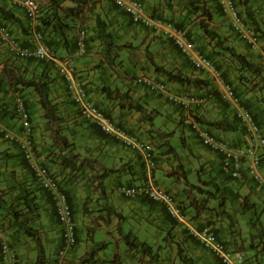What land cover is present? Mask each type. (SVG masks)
Masks as SVG:
<instances>
[{
  "label": "crops",
  "instance_id": "crops-1",
  "mask_svg": "<svg viewBox=\"0 0 264 264\" xmlns=\"http://www.w3.org/2000/svg\"><path fill=\"white\" fill-rule=\"evenodd\" d=\"M87 1L88 5H84L80 19L64 18L74 28L65 30L63 35L52 33L47 38L52 43L55 56L73 64L76 79L86 88L92 102L104 109L123 129L124 134L154 145L158 153V163L155 168L148 169L140 153L125 147L119 138L102 132L95 124L84 120L57 71L55 61L10 56L11 60H15L14 70L25 79L38 80L41 77L43 81H50L48 96L51 103L56 105V120L50 119L46 107L40 103L39 93L34 88L23 87L18 92L25 96L30 110L34 155L58 176L61 188L68 195L73 207L79 242L68 250L67 264H183L184 260L178 255L175 256L177 247L188 250L196 264H221L197 238V232L204 228L213 229L228 247L241 248L247 264H264V239L262 243L253 241L252 244V240L250 242L248 237L243 236L244 230L241 226L242 213L255 208L262 201L264 193L247 176L233 180L224 174L220 166L221 155L197 141L190 128V114L194 111L204 120H230L236 124V130L210 128L219 138L230 144L244 143L248 136L245 129L235 122L233 105L221 101L215 91L216 81L206 73L196 70L189 59L158 31L133 24L129 16L118 7L116 0ZM142 1L148 13L180 23L196 42L197 50L212 55L222 68L224 77L241 91L244 106L255 112L264 128V95L249 82L240 81L236 62L227 52L214 47L213 42L203 34L199 26L203 16L199 11L188 9L189 0ZM202 2L211 12L210 25L221 35L224 43L233 46L236 51L263 67L264 38L258 47L251 48L233 32L229 21L221 14L216 0ZM248 4L257 26L264 31V3L262 0H248ZM62 5L70 7L76 3L74 0H66ZM89 6L91 9L87 10ZM1 9L9 10L13 14V19L2 18L13 35L21 43L31 44L33 34L28 28L23 10L12 6L8 0H0V16ZM96 15L107 22V29L113 35L115 46L108 48L101 38L93 35ZM81 26L88 27L90 37L85 55L76 54V37ZM126 61L130 65L127 66ZM154 64L189 77L203 79L207 83L206 86L197 88L170 81L169 89L174 94L181 97H195L210 91L215 94L208 97L198 108L192 104L188 106L171 102L164 94L151 92L146 85L139 82L142 75L167 79L163 72L154 68ZM4 66L8 69L11 64L9 61L0 64V68ZM119 67L122 71L118 70ZM103 86L118 89L121 93L127 92L128 97L141 103L147 112L152 111V121L137 110L122 108L121 103H126L127 100L124 99L127 97H106L102 91ZM14 94L6 80H3L0 85V121L20 138L25 135V125L11 111ZM162 115L166 116L165 121L171 122L160 120L159 116ZM173 124L175 128H181V139L188 149L182 154L173 146V150L168 149L169 137L174 131L170 132ZM169 132V135L166 134ZM58 135L66 137L68 147L62 146L57 139ZM68 152L78 155L82 160H63V157L73 156L68 155ZM0 159L4 161V165H0V190L15 186L19 182L29 190H37L45 225L51 218L56 221L49 195L42 190L28 168L17 140L8 141L0 136ZM178 162L183 164L188 182L169 176ZM193 165L200 167L197 182L189 180L190 172L186 170ZM139 182L152 183L177 194L186 207L187 221L177 222L171 219L162 205L149 199L126 200L117 190L120 183ZM215 184L232 188V191H219L223 194L218 205L211 202L213 197H207L205 192L208 189L213 190ZM192 185H199L204 191L198 192ZM10 193L15 194L16 190L13 189ZM243 202L251 204L252 207L247 209ZM6 220L8 218H0V237L6 234L5 238L14 242L20 255V264H26L28 259L23 248L25 240L10 236L11 230L7 228ZM260 223L264 232L263 224ZM253 231L254 228H251V232ZM127 232L151 245L153 253L147 255L129 249L123 238V234ZM54 244L57 248L60 247V236L57 244L56 241ZM27 246L34 260L36 249L29 243ZM171 247H175L173 252ZM85 254V259H81ZM50 261L54 264L55 253L51 255Z\"/></svg>",
  "mask_w": 264,
  "mask_h": 264
},
{
  "label": "built area",
  "instance_id": "built-area-1",
  "mask_svg": "<svg viewBox=\"0 0 264 264\" xmlns=\"http://www.w3.org/2000/svg\"><path fill=\"white\" fill-rule=\"evenodd\" d=\"M12 5L21 8L27 17L28 23L34 32V43L32 45L21 44L11 33L10 29L0 22V40L8 50L20 58L54 59L51 46L48 44L43 33L36 30L39 24L40 5L38 0H9ZM222 12L228 17L231 26L239 38L250 47H257L260 38L251 26H249L238 10L234 0H216ZM264 2V0H263ZM117 5L122 8L131 18L132 22L148 26L159 31L164 37L173 41L180 52L191 59L192 64L199 70L210 73L219 83V93L222 100L231 103L235 107L236 118L244 125L248 132L245 143L234 145L209 132L205 127L194 122L192 127L199 137L201 143L221 155L220 166L225 174L232 179H243L247 176L262 192H264V130L256 121L251 109L241 105V98L233 85L226 82L220 69L204 53L196 50V45L186 31L174 22L152 18L147 14L140 0H116ZM88 32L85 28L79 30L77 36V55H83L87 50ZM57 70L66 83L73 102L77 105L80 115L95 123L103 132L115 136L129 149L139 152L145 166L152 169L157 165V156L153 146L141 139H135L124 134L123 129L117 125L101 108L95 105L87 90L75 77V68L71 62L59 61ZM139 82L153 92L166 93L168 100L179 102L184 105L193 103L200 105L205 98L181 97L168 92L167 84L161 80L142 76ZM13 114L23 121L25 125V136L19 138L21 151L35 172L41 185L54 194L55 214L64 231L65 246L58 251L56 264H64L66 248L76 244V228L73 219L72 208L64 193L58 192V180L50 174L46 166L40 165L34 159L32 141V125L30 113L27 109L24 97L21 94L14 96L12 106ZM0 134L7 139H15L16 136L0 123ZM119 193L126 199L147 198L165 207L167 213L175 220L185 222L186 214L182 205L174 193L160 188L152 183H123L118 186ZM3 234V233H2ZM202 244L209 249L222 264H247L244 253L238 248L228 247L215 231L204 228L197 232ZM18 253L11 242L0 237V264H18Z\"/></svg>",
  "mask_w": 264,
  "mask_h": 264
},
{
  "label": "trees",
  "instance_id": "trees-1",
  "mask_svg": "<svg viewBox=\"0 0 264 264\" xmlns=\"http://www.w3.org/2000/svg\"><path fill=\"white\" fill-rule=\"evenodd\" d=\"M64 1L66 0H49V3L47 4V6H45V11H42V15H41L42 27L44 29L50 28L49 30L50 34L59 33L63 35L65 30L74 28L75 26L72 25L70 21L66 22L64 18L75 19L79 17L80 19L81 15L84 12V5L86 4L88 5L87 0H74L76 5L70 7H64L62 5ZM238 4L240 8L239 10L240 14L244 17L245 21L248 22L253 28H255L257 32H260L261 36H264V31H262L257 26L256 19L253 16L251 8L248 4V0H238ZM241 6H243V8ZM89 9H91V6L87 7V10ZM188 9L194 12L199 11L200 14L203 16V18L199 21V26L203 34L210 40V42H213L214 47H218L220 50L227 52L230 55V57L236 62L238 78L240 79V81L244 80L249 82L253 88H257L264 95V71H263L264 68L252 62L250 59L247 58L246 55L236 51V49L233 46L224 43V39L221 37V35L210 25L209 22L212 18L211 12L204 5L202 0H189ZM1 17L7 19H13V14L9 10L1 9ZM94 21H95V29H92L93 35L95 34L98 38H101L108 48H110L111 46H115V43L113 41V35L111 34L110 31H108L107 22L105 21V19L99 15H96L94 17ZM175 25L181 26L180 23H176V22ZM201 52L206 53L205 51L202 50ZM206 55L210 58L212 57L210 53H206ZM14 68L15 66L11 64L10 68L6 69V71L4 70L5 72H2L3 74L2 76H0V85L3 80H6L8 87L13 91V93H17L20 89H23V87L34 88L39 93L40 103L44 107H46L50 119L53 120L57 119L58 117L55 115L56 105L51 103V100L49 99L48 96V92H49L48 82L50 81H43V78L41 77L38 80L25 79L21 74L15 71ZM154 68L157 71L163 72L166 75L168 81H174L183 85L184 84L192 85L193 87H197V88H202L207 85L206 81L203 79L189 77L187 75L182 74L181 72L166 69L160 65L154 64ZM256 77L260 79L259 83L257 82L252 83V78H256ZM102 91L106 95V97L113 96L115 98H120V99L127 97L126 99H124L127 100L126 103L125 102L121 103L122 108L127 107L128 109L137 110L141 112L143 115H145L146 118L149 119V121H152V119L154 118V114L152 113V111L147 112L146 108L141 103H139L133 98H129L127 92L121 93L118 89H111L110 87L107 86H103ZM212 92L213 94H215L214 91ZM239 92L241 91L239 90ZM194 117L196 118L197 121L202 123L207 128V130L212 134L215 133L211 130V128L221 129L225 131L226 130L233 131L237 129L236 124L230 120H226V119L204 120L202 119V117L198 116L197 114H194ZM235 122L241 125L236 117H235ZM57 139L64 146L69 145L65 136L58 135ZM168 149L170 151L173 150L172 145L169 144ZM71 158H75V157L67 156L64 157L63 160L71 161ZM169 176H173L176 180H183L184 182H188L187 174L185 172L184 166L180 162L176 163L174 168L169 173ZM36 180L38 181L39 184H41L37 178ZM192 186H194L198 190V192L204 191L199 185L197 187L196 185H192ZM40 187L49 195V199L52 202L49 191H46L42 186ZM13 189L16 190L15 194L10 193V191ZM227 190L232 191V188L229 186L220 187L219 185L215 184L213 190L208 189L205 190V192L207 197L217 198L220 197L221 194H223V192H219V191H227ZM184 209H186V207H184ZM52 211H53V215L55 216L54 209H52ZM42 212H43V208L39 200V194H37V190H29L27 186L24 187L23 183L20 182L17 183L15 186H7L6 188L0 190V214H3V219L8 218V220H6L7 228L11 230V234H14L15 237L16 236L18 237L19 234H22L32 239L36 244L37 254L35 256L34 264L47 263L46 252L41 239L40 230L38 227V225H40L43 220V218H41L43 217ZM251 223L253 224L254 228H256L257 230L256 234L260 236V241H262L261 239H263L262 237L264 235V232L259 219L257 218L256 224L255 222H253V220ZM256 234L253 233L251 234L252 244L254 241L253 238ZM123 238L125 244L131 250L147 255L152 254L154 251L151 245L147 244L144 241L139 240L138 237L132 234L131 232H127L123 234ZM181 258L184 261L187 260L188 263L191 264L190 258H185L184 255H182Z\"/></svg>",
  "mask_w": 264,
  "mask_h": 264
},
{
  "label": "rangeland",
  "instance_id": "rangeland-1",
  "mask_svg": "<svg viewBox=\"0 0 264 264\" xmlns=\"http://www.w3.org/2000/svg\"><path fill=\"white\" fill-rule=\"evenodd\" d=\"M41 2V6H42V11H45V6H47V4L49 3V0H40ZM1 17V16H0ZM262 33V32H261ZM8 54V55H5V54ZM11 55L8 53V49L6 47L5 44H3L0 40V64H4L6 62L9 61L10 64H13L15 63V60H11L10 57ZM126 65H130L127 61H126ZM6 68L7 67H1L0 68V76H2V72H5L6 71ZM5 70V71H4ZM119 71H122L121 67H119L118 69ZM264 71V70H263ZM260 79L259 78H252V83L253 82H257L259 83ZM20 93V92H18ZM264 97V96H262ZM13 104V103H12ZM28 109V108H27ZM29 113H30V110L28 109ZM160 120L162 121H165L166 120V116L162 115V116H159ZM159 120V119H158ZM161 121V122H162ZM167 123L171 122V120H167L165 121ZM161 124V123H160ZM171 124V123H170ZM173 129L170 130V132L172 130L173 133L172 135H170L171 137H169V141H170V145H172L178 152L179 154H182L184 152H187L188 149L187 147L183 144V141L181 139V128L179 127H176L174 126V124L172 125ZM168 129V128H167ZM166 131V130H165ZM169 133H166V134H170ZM195 136V135H194ZM196 137V136H195ZM197 138V137H196ZM198 139V138H197ZM196 139V140H197ZM198 141V140H197ZM60 142V141H59ZM61 143V142H60ZM69 146V145H68ZM68 146H64L63 147H68ZM158 150V149H157ZM72 151V149L70 150ZM68 155H73L75 158H77V161H81L82 159L78 156V155H74L72 152H68ZM63 159V158H62ZM3 159H0V165L3 164L4 165V161H2ZM82 165V164H81ZM199 165H193L192 167H187V171L190 172L189 173V180H192L193 182H197L198 180V170H199ZM80 174V173H79ZM165 189V188H164ZM168 190V189H167ZM170 191V190H169ZM172 192V191H170ZM178 196V195H176ZM249 200V199H248ZM262 201H259L258 202V205L256 204V206H254L255 208L253 209H250V210H246L243 214V217H242V222H241V226L244 230V233H243V236L244 237H248L250 239V242H251V238H252V233L253 234H256L257 230L256 228H254L253 224H250L253 220V222H255V224L257 223V218L259 219L260 222H262L263 224V227H264V195L261 199ZM211 202L215 203L216 205L220 204L221 203V197H218V198H211ZM244 203V206L247 207V209L251 208L252 205L251 204H247L245 202ZM250 203V202H249ZM43 216V215H42ZM95 217V216H94ZM0 218L1 220H3V214H0ZM43 218L42 222L40 225H38L39 227V230H40V234H41V239H42V242H43V245H44V248H45V252H46V258H47V263L46 264H53L52 261H50V257L51 255H53L55 253V256H56V253H57V245L55 246V244L53 245V242L55 243L56 241V244H57V239L59 240V236H60V227L58 225V223L54 220V218H51V221L48 222V224L45 225L46 221H45V218L44 217H41ZM48 225V226H47ZM244 228H246L247 230H245ZM251 228L253 229L254 228V231L251 232ZM10 236H14V234H11ZM20 238L24 239L25 240V243L23 248H24V251L25 253L27 254L26 257L28 259V262L26 264H34V261L35 259L33 260V257H32V254L30 255V249L29 247L27 246V244H31L35 247L36 249V244L35 242L22 235V234H19ZM264 239V235L262 237ZM54 239V240H53ZM254 242L255 243H262V241H260V236L258 234H256L254 236ZM262 240V239H261ZM83 241V239H82ZM175 249L171 247V252H173V250ZM241 249V248H240ZM242 250V249H241ZM243 251V250H242ZM36 254H37V250H35ZM175 256L178 255L180 257H182V255L185 256V258H190L191 259V264H196V262H194V259H192L193 256H191L188 252V250H184L182 248H178L175 250ZM87 254H85L84 256H82L81 259H85ZM246 257V256H245ZM56 258V257H55ZM183 264H190L188 263L187 260H185L184 262H182Z\"/></svg>",
  "mask_w": 264,
  "mask_h": 264
},
{
  "label": "clouds",
  "instance_id": "clouds-1",
  "mask_svg": "<svg viewBox=\"0 0 264 264\" xmlns=\"http://www.w3.org/2000/svg\"><path fill=\"white\" fill-rule=\"evenodd\" d=\"M9 1V0H8ZM142 3H143V1L142 0H140ZM235 1V3H236V5H237V7H238V10H240V8H239V4H238V0H234ZM10 2V1H9ZM38 2H39V5H40V11H39V24H38V26L36 27V30H38V31H41L42 33H43V35H44V37H45V39L47 40V42H48V44L51 46V48H52V50H53V54H54V59H35V58H20V57H17V56H15V55H13L9 50H8V53L12 56V57H15V58H19V59H34V60H38V61H47V60H53V61H55V63H56V65L58 64V62L59 61H64V60H60V59H58L56 56H55V51H54V49H53V46H52V43L50 42V39L49 38H47L49 35H50V33H49V30H47V29H44L43 27H42V22H41V15H42V6H41V2H40V0H38ZM217 2V1H216ZM262 2H263V0H262ZM11 3V2H10ZM264 3V2H263ZM218 4V3H217ZM143 5H144V3H143ZM12 6H14V5H12ZM218 6L220 7V5L218 4ZM119 7V6H118ZM144 7H145V5H144ZM120 8V7H119ZM122 9V8H121ZM220 9H221V7H220ZM123 10V9H122ZM145 10H146V8H145ZM221 11H222V9H221ZM24 12V11H23ZM123 12L124 13H126L124 10H123ZM146 12H147V10H146ZM240 12V11H239ZM127 14V13H126ZM147 14H149L152 18H155V19H162V18H159V17H154L152 14H150V13H148L147 12ZM128 15V14H127ZM222 15L229 21V19H228V17L222 12ZM241 15V14H240ZM129 16V15H128ZM242 16V15H241ZM25 17H26V15H25ZM129 18H130V16H129ZM242 18L244 19V17L242 16ZM26 19H27V17H26ZM130 20H131V18H130ZM162 20H168V21H171V22H174L173 20H169V19H162ZM244 21H245V19H244ZM0 22L2 23V24H4V25H6L9 29H10V27L2 20V17H0ZM27 22H28V20H27ZM131 22H132V20H131ZM246 22V21H245ZM133 24H135V25H141V24H136V23H134V22H132ZM175 23V22H174ZM229 23H230V21H229ZM249 26H251L248 22H246ZM141 26H145V25H141ZM230 26H231V23H230ZM145 27H148V26H145ZM178 27H180V28H182V29H184L185 31H186V29L185 28H183L182 26H178ZM28 28L31 30V32H32V34H33V40H32V42H31V44H29V45H32L33 43H34V41H35V39H34V32L32 31V29L30 28V26H29V23H28ZM81 28H85L86 30H87V32H88V38H87V45H88V40H89V30H88V27L87 26H81L79 29H78V33H79V30L81 29ZM148 28H150V27H148ZM231 28H232V26H231ZM251 28L256 32V33H258V35H259V38H260V41H259V44H260V42L262 41V39L264 38V36H261L260 35V32H257L256 30H255V28H253L252 26H251ZM150 29H152V28H150ZM154 30V29H153ZM232 30H233V28H232ZM10 31H11V29H10ZM157 31V30H156ZM233 32L235 33V31L233 30ZM11 33H12V31H11ZM78 33H77V36H78ZM158 33L160 34V35H162L159 31H158ZM186 34H187V36H189L188 35V33H187V31H186ZM236 34V33H235ZM12 35H13V33H12ZM237 35V34H236ZM14 36V35H13ZM163 36V35H162ZM238 36V35H237ZM15 37V36H14ZM164 37V36H163ZM16 39H17V37H15ZM165 39H167L166 37H164ZM190 38V37H189ZM238 38H239V36H238ZM191 40H193L192 38H190ZM240 39V38H239ZM18 40V39H17ZM168 40H170V39H168ZM241 40V39H240ZM19 41V40H18ZM171 41V40H170ZM194 41V40H193ZM242 41V40H241ZM20 42V41H19ZM172 43H173V41H171ZM195 42V41H194ZM243 42V41H242ZM21 43V42H20ZM76 43H77V37H76ZM243 43H245V42H243ZM21 44H23V43H21ZM174 44V43H173ZM246 44V43H245ZM259 44L257 45V47L259 46ZM23 45H25V44H23ZM175 45V44H174ZM195 45H196V42H195ZM246 45H248V44H246ZM176 46V45H175ZM249 46V45H248ZM88 47V46H87ZM176 48H177V46H176ZM251 48H253V47H251ZM256 48V47H255ZM8 49V48H7ZM178 49V48H177ZM179 50V49H178ZM196 50H197V45H196ZM180 51V50H179ZM198 51V50H197ZM199 52H201V51H199ZM76 53H77V51H76ZM86 53H87V50H86ZM85 53V54H86ZM202 53H204V52H202ZM85 54H83V55H85ZM204 54H206V53H204ZM185 56V55H184ZM186 57V56H185ZM188 58V57H187ZM210 58V57H209ZM189 59V61L191 62V59L190 58H188ZM212 61H213V63L218 67V69H220V71H221V73H222V77H223V79L226 81V82H228V83H230V84H232L233 85V87H234V89L236 90V92H237V94L240 96V98H241V105L242 106H244V104H243V98H242V93L241 92H239V90H238V88L231 82V81H228L227 79H225V77L223 76V70H222V68L216 63V61L214 60V58L213 57H211L210 58ZM191 64H192V62H191ZM193 65V64H192ZM193 67H194V65H193ZM75 68V67H74ZM195 68V67H194ZM263 68H264V63H263ZM196 70H198V71H201V72H204V73H206L209 77H211L214 81H216V87H215V91L218 93V95H219V98L222 100V98L220 97V93H219V83H218V81L210 74V73H208V72H206V71H204V70H199V69H197V68H195ZM58 71V70H57ZM59 73V72H58ZM60 75V74H59ZM142 76H146V75H142ZM142 76H140V77H142ZM76 77V76H75ZM139 77V78H140ZM146 77H149V76H146ZM62 78V77H61ZM149 78H152V77H149ZM152 79H154V80H160V79H156V78H152ZM64 81V80H63ZM161 81H164L166 84H167V89H168V92H170V89H169V82L170 81H168L167 79H164V80H161ZM66 84V83H65ZM84 87V86H83ZM66 88H67V86H66ZM85 88V87H84ZM86 89V88H85ZM68 90V89H67ZM149 90V89H148ZM150 91V90H149ZM151 92H153V91H151ZM156 93H159V92H156ZM170 93H172V92H170ZM16 94H21V93H15L14 94V96L16 95ZM161 94H164L165 96H166V93H161ZM172 94H174V93H172ZM213 94V92L212 91H210V92H207L206 94H202V95H198V96H201V97H204L205 98V100H204V102L202 103V104H200V105H195V104H193V103H188V106L190 105V104H192L193 106H195V108H198V107H200V106H202L204 103H205V101H206V99L208 98V97H211V95ZM23 97H24V99H25V102H26V98H25V96L23 95V94H21ZM89 95V94H88ZM175 95H177V94H175ZM178 96H180V95H178ZM188 96H191V95H188ZM188 96H183V97H188ZM198 96H195V97H198ZM90 97V96H89ZM91 99V98H90ZM166 99L168 100V98L166 97ZM92 101V100H91ZM170 101V100H169ZM223 102H226V101H224V100H222ZM14 102V101H13ZM172 102V101H171ZM226 103H228V104H230V105H232L231 103H229V102H226ZM75 104V103H74ZM95 104V103H94ZM76 105V104H75ZM96 105V104H95ZM13 106V105H12ZM26 106H27V104H26ZM77 106V105H76ZM98 106V105H97ZM99 107V106H98ZM234 107V106H233ZM244 107H246V106H244ZM28 108V107H27ZM78 108V107H77ZM99 108H101V107H99ZM235 108V107H234ZM247 108H249V107H247ZM102 109V108H101ZM249 109H251V108H249ZM105 113H106V111L104 110V109H102ZM252 110V109H251ZM11 111H12V107H11ZM252 112L254 113V116H255V119H256V121L260 124V126L263 128V126H262V124L259 122V120L257 119V117H256V114H255V112L252 110ZM107 115H108V113H106ZM194 114H197L198 115V113L197 112H195L194 111V113H192V114H190V117H191V119L192 120H190V128H191V130H192V132L194 133V135L198 138V141H200V139H199V137L197 136V134H196V132L194 131V129H193V127H192V124L194 123V122H196V123H198L200 126H202V127H205L202 123H200L199 121H197L196 120V118L194 117ZM234 115H235V110H234ZM81 116V115H80ZM109 116V115H108ZM82 117V116H81ZM110 117V116H109ZM236 117V116H235ZM31 118V117H30ZM83 118V117H82ZM111 118V117H110ZM84 119V118H83ZM112 119V118H111ZM56 120V119H55ZM84 120H86V119H84ZM113 120V119H112ZM238 120V119H237ZM86 121H89V120H86ZM114 121V120H113ZM239 121V120H238ZM89 122H91V121H89ZM0 123H2L1 121H0ZM31 123V122H30ZM91 123H93V122H91ZM239 123L242 125V127L245 129V131H246V134H247V136H248V132H247V130H246V128L244 127V125L239 121ZM7 129H8V127L4 124V123H2ZM93 124H95V123H93ZM117 124V123H116ZM96 125V124H95ZM118 125V124H117ZM97 126V125H96ZM98 127V126H97ZM99 128V127H98ZM206 128V127H205ZM100 129V128H99ZM207 129V128H206ZM9 130V129H8ZM101 130V129H100ZM263 130H264V128H263ZM9 131H11V130H9ZM32 131H33V129H32ZM102 131V130H101ZM103 132V131H102ZM105 133V132H104ZM107 134V133H106ZM15 135V134H14ZM26 135V134H25ZM24 135V136H25ZM108 135H110V134H108ZM0 136L2 137V138H4L5 140H8V141H13V140H17L18 141V143H19V137H17L16 135V138L15 139H7V138H5L2 134H0ZM30 138H31V133H30ZM112 136V135H111ZM247 139H248V137H247ZM31 141H32V139H31ZM145 141V140H144ZM247 140H245L244 141V143L246 142ZM146 142H148V141H146ZM122 143V142H121ZM149 143V142H148ZM200 143H201V141H200ZM62 144V143H61ZM123 144V143H122ZM151 144V143H150ZM202 144V143H201ZM239 144H242V143H239ZM124 145V144H123ZM152 146H153V148H154V151H155V153H156V156H157V163H158V153H157V151H156V148L154 147V145L153 144H151ZM203 145V144H202ZM234 145H238V144H234ZM63 146V145H62ZM125 146V145H124ZM205 146V145H204ZM126 147V146H125ZM206 147V146H205ZM208 148V147H207ZM32 149H33V142H32ZM19 150H20V153H21V155H22V157H23V159L25 160V162H26V164H27V166H28V168L30 169V171H32L33 172V174L35 175V172L30 168V166H29V163L27 162V160L24 158V156H23V153H22V151H21V147H20V143H19ZM139 153V152H138ZM33 155H34V152H33ZM141 155V154H140ZM64 158V157H63ZM34 159L36 160V162H38L40 165H43V166H46L47 168H48V170L50 171V174L53 176V177H55V178H57V180H58V185H59V187H58V192H61V193H64L66 196H67V199H68V202H69V204H70V201H69V198H68V195L64 192V190H62V188H61V181H60V179L58 178V176H56L53 172H52V170L49 168V166L47 165V164H44V163H42V162H40L36 157H35V155H34ZM263 163H264V159H263ZM157 166V165H156ZM155 168V167H154ZM222 170V169H221ZM222 172H223V170H222ZM224 173V172H223ZM225 174V173H224ZM227 175V174H226ZM36 176V175H35ZM228 176V175H227ZM245 176V175H244ZM243 176V177H244ZM229 177V176H228ZM36 178H37V176H36ZM230 178V177H229ZM38 179V178H37ZM230 179H232V178H230ZM39 180V179H38ZM233 180H239V179H233ZM139 183H143V182H139ZM145 183V182H144ZM120 184H123V183H120ZM119 184V185H120ZM129 184H134V183H129ZM40 186H42L41 184H39ZM118 185V186H119ZM118 186H117V190H118ZM43 187V186H42ZM158 187H160V186H158ZM257 187V186H256ZM44 188V187H43ZM160 188H162V187H160ZM258 188V187H257ZM45 189V188H44ZM164 189V188H163ZM259 189V188H258ZM46 191H49V193H50V195H51V199H52V209H54V214H55V204H54V193L52 192V191H50V190H48V189H45ZM165 190H167V189H165ZM260 190V189H259ZM167 191H169V190H167ZM261 191V190H260ZM119 192V191H118ZM172 193H174V192H172ZM264 193V192H263ZM120 194V193H119ZM121 195V194H120ZM174 195L176 196L177 194H175L174 193ZM122 196V195H121ZM123 197V196H122ZM177 197V200L179 201V203L182 205V207H183V210H184V212H185V214H186V220H185V222L187 221V213H186V209H184V207H185V205H183V201H181L179 198H178V196H176ZM124 198V197H123ZM124 199H126V198H124ZM141 199H147V198H141ZM126 200H130V199H126ZM131 200H134V199H131ZM150 200V199H149ZM152 201V200H151ZM154 202V201H153ZM156 203V202H155ZM158 204V203H157ZM70 206H71V208H72V213H73V207H72V205L70 204ZM164 207V206H163ZM164 209H165V207H164ZM165 211H166V209H165ZM167 212V211H166ZM168 214V213H167ZM168 216L171 218V219H173L169 214H168ZM55 219H56V221H57V223H58V225H59V227H60V232H61V235H60V240H61V245H60V247L58 248V250H57V253H56V258H55V261H54V264H56V261H57V257H58V251L61 249V248H63L64 246H65V243H64V231H63V228H62V226L60 225V223L58 222V219H57V217H56V214H55ZM73 219H74V213H73ZM173 220H175V219H173ZM175 221H177V220H175ZM177 222H180V221H177ZM74 223H75V220H74ZM75 228H76V238H77V240H76V244L74 245V246H72V247H68V248H66V257H65V259H64V264H67V252H68V250L69 249H71V248H73V247H75L77 244H78V233H77V227H76V223H75ZM213 230V229H212ZM214 231V230H213ZM217 234V233H216ZM6 235V234H5ZM197 238L199 239V237L197 236ZM7 240H9L8 238H7ZM10 241V240H9ZM199 241L201 242V240L199 239ZM11 242V244H12V246L14 247V249L16 250V247H15V244H14V242H12V241H10ZM225 243V242H224ZM201 244H202V242H201ZM226 244V243H225ZM203 245V244H202ZM204 246V245H203ZM205 247V246H204ZM206 248V247H205ZM207 249V248H206ZM238 249H240V248H238ZM209 250V249H208ZM241 250V249H240ZM210 251V250H209ZM16 252L18 253V251L16 250ZM211 252V251H210ZM243 253H244V251H242ZM212 253V252H211ZM213 254V253H212ZM214 256V255H213ZM244 256H245V253H244ZM18 257H19V262H18V264H20V255H19V253H18ZM215 257V256H214ZM216 258V257H215ZM217 259V258H216ZM245 259H246V257H245ZM218 260V259H217ZM219 261V260H218ZM220 262V261H219ZM221 263V262H220ZM222 264V263H221Z\"/></svg>",
  "mask_w": 264,
  "mask_h": 264
}]
</instances>
